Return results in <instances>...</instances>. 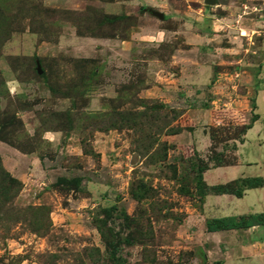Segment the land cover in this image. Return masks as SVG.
Returning a JSON list of instances; mask_svg holds the SVG:
<instances>
[{
  "label": "rangeland",
  "instance_id": "obj_1",
  "mask_svg": "<svg viewBox=\"0 0 264 264\" xmlns=\"http://www.w3.org/2000/svg\"><path fill=\"white\" fill-rule=\"evenodd\" d=\"M0 77V142L44 169L0 188V264H264L195 217L254 117L264 0H0Z\"/></svg>",
  "mask_w": 264,
  "mask_h": 264
},
{
  "label": "crops",
  "instance_id": "obj_2",
  "mask_svg": "<svg viewBox=\"0 0 264 264\" xmlns=\"http://www.w3.org/2000/svg\"><path fill=\"white\" fill-rule=\"evenodd\" d=\"M65 1L66 0H43V3L50 6H60L65 3ZM67 1L72 2V0ZM256 85L258 86V89L254 92L253 97L255 110L254 119L250 123V127L241 135L240 141L234 146L236 157L235 163L233 165L222 167H207L202 171L201 179L204 185L214 186L218 184H226L240 178L260 177L263 181V185L261 187L243 190L240 197H235L231 194L204 195L201 198L199 209L195 216L199 217L200 221H202L201 225L203 226L206 219L264 212V113L261 114L258 111L259 104L264 103V79L258 80ZM186 138L190 143V147L197 153L203 152L206 145H209L210 143L208 135L198 129H194L190 133L188 132L187 136L184 132L173 135L175 141H178V139L180 141V139H182L183 142H185ZM247 148L251 150L250 154H247V151H243ZM253 155H256V157H253ZM0 158L3 164L9 168L7 171L23 184L25 182L23 180V170L21 169L23 166L29 171V175L44 173L43 159L36 157L32 153H18L17 151L6 147L1 142ZM238 231L241 233L253 231V233L256 234V237L253 238L246 234L242 237L246 240L249 247L254 244L258 245L260 242L264 243V225L253 226L246 230ZM207 233L215 234L219 232ZM250 242H252V245L249 244ZM254 253L255 252L252 250L250 255L252 257L251 260H264V253L261 255L256 253L257 256H255Z\"/></svg>",
  "mask_w": 264,
  "mask_h": 264
},
{
  "label": "trees",
  "instance_id": "obj_3",
  "mask_svg": "<svg viewBox=\"0 0 264 264\" xmlns=\"http://www.w3.org/2000/svg\"><path fill=\"white\" fill-rule=\"evenodd\" d=\"M0 81L1 77H0ZM252 109H254V105H252ZM254 117L252 118L253 121ZM251 121V122H252ZM250 127V123L247 125H244L241 129V133L243 134L246 129ZM179 131V130H178ZM178 131L173 132V134L178 133ZM0 141L11 145L9 142H7L6 139L2 138L0 136ZM240 141V139L238 140ZM12 146V145H11ZM192 151L193 149L190 148ZM206 169V166L200 171L199 176L196 178V182L200 183L203 186L202 195H206L209 193L212 194H231L235 197H240L242 195V191L245 189H252L261 187L263 185V181L260 177H253V178H240L233 180L231 182H228L226 184H218L214 186H206L202 182L201 179V173ZM0 174H4L6 177V183L7 185H1V190L3 192H11V193H17L21 189V183L17 179L10 176L1 166L0 163ZM134 199H139L137 196L133 195ZM202 196V197H203ZM115 209L114 206H110L107 209L103 210L104 214H109L111 211ZM124 217H126L125 214H123ZM264 225V212L260 213H252V214H243V215H234V216H227V217H220V218H212V219H206L204 221V229L206 232H220V231H231V230H246L253 226H263ZM97 229L100 237L104 241L105 247H109L112 244L110 242H106L105 236L101 230V228L95 226Z\"/></svg>",
  "mask_w": 264,
  "mask_h": 264
},
{
  "label": "water",
  "instance_id": "obj_4",
  "mask_svg": "<svg viewBox=\"0 0 264 264\" xmlns=\"http://www.w3.org/2000/svg\"><path fill=\"white\" fill-rule=\"evenodd\" d=\"M203 3L204 5L206 6H212L215 4V0H203ZM149 13L153 16V17H156L158 19H162V14L161 13H158V12H155V11H152V10H149Z\"/></svg>",
  "mask_w": 264,
  "mask_h": 264
}]
</instances>
